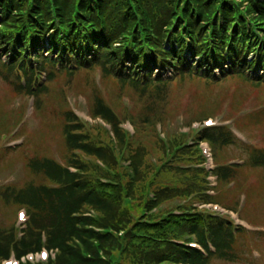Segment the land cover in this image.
Here are the masks:
<instances>
[{
  "label": "trees",
  "instance_id": "trees-1",
  "mask_svg": "<svg viewBox=\"0 0 264 264\" xmlns=\"http://www.w3.org/2000/svg\"><path fill=\"white\" fill-rule=\"evenodd\" d=\"M93 65L139 95L164 87L173 75L264 82V0H0V72L34 94L37 107L55 70ZM92 111L112 123L121 146L129 141L104 97L95 96ZM82 125L67 108L65 160L32 155L28 167L44 176L41 181L0 185V198L28 214L23 225L0 223V264L11 256L17 264H210L237 258L242 226L194 202L165 206L163 200L185 192L183 183H159L134 201L131 181L107 172L111 165L118 171L119 156L108 146L116 141L95 142ZM198 135L218 149L235 141L223 124L204 126ZM78 152L100 163L92 168ZM129 159L132 177L139 162L135 154ZM250 159L264 167V147ZM235 166L217 164V178L228 180ZM203 195L201 201H214L208 191ZM124 201L136 202V209ZM43 249L46 256L37 257Z\"/></svg>",
  "mask_w": 264,
  "mask_h": 264
},
{
  "label": "rangeland",
  "instance_id": "rangeland-1",
  "mask_svg": "<svg viewBox=\"0 0 264 264\" xmlns=\"http://www.w3.org/2000/svg\"><path fill=\"white\" fill-rule=\"evenodd\" d=\"M72 71L55 70L54 77L46 80L48 90L39 94L38 107L34 94L19 89L0 72V185L41 181L44 176L28 167L32 155L65 160L64 111L71 108L95 142H107L108 137L116 141L108 146L119 156V164H114L118 171L111 165L107 172L120 173L121 182L131 181L134 201L159 183H183L185 192L163 200L165 206L194 202L195 207L222 211L244 228L234 245L237 258H214L210 264H264V167L250 159L251 152L264 147V82L238 75L222 79L173 75L164 87L155 86L152 93L139 95L100 65ZM96 95L104 97L126 130L129 141L123 146L116 140L112 123L92 111ZM210 117L214 121L211 125H227L235 141L218 149L199 138ZM131 154L139 162V173L133 172L132 177ZM78 155L92 168L100 163L95 156ZM217 164H236L235 175L219 180L214 171ZM205 191L214 197L213 202L201 201ZM134 201L124 204L135 210ZM18 210L17 205L0 198V223L23 225Z\"/></svg>",
  "mask_w": 264,
  "mask_h": 264
}]
</instances>
